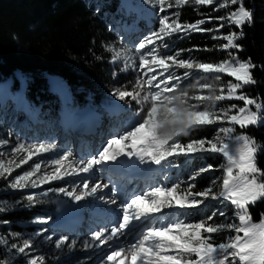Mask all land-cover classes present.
<instances>
[{
    "label": "snow or ice",
    "instance_id": "snow-or-ice-1",
    "mask_svg": "<svg viewBox=\"0 0 264 264\" xmlns=\"http://www.w3.org/2000/svg\"><path fill=\"white\" fill-rule=\"evenodd\" d=\"M145 2L158 6L162 13L186 5H215L214 10L217 11L236 7L224 16H208L194 23H181L179 11L161 16L158 29L145 36L132 50L133 55L126 56L124 60L121 71L131 68L138 73L131 88L121 86L112 91L117 100L129 107L133 103L137 105L131 118L125 122L124 131L107 140L89 158H76L71 150L58 152L55 143H27L17 139L14 145L9 146L8 140H0V149L9 148L8 151L0 150V157H5L0 159V179L8 180L14 171L28 165L27 170L8 181L10 189L23 191L85 174L81 183L70 189L52 188L29 194L24 199L28 202L26 206L32 207L42 202L41 197L55 192L76 205L88 198L115 205L113 213L116 218L111 221V227L92 231L90 237L83 241L85 249L108 246L110 250L99 264H264V216L260 223L253 222L249 208L264 199V171L257 164L261 146L243 131L237 132V126L243 130L264 123V100L241 91L245 86L256 83L253 74L256 65L250 58L241 60L229 51L243 50L237 41L244 36L243 27L252 25L253 12L245 7L243 0ZM213 20L221 23L215 28L202 27ZM231 25L240 31L218 34L220 29ZM192 32L210 33L211 39L226 41L217 47L227 52V58L219 62L181 58L184 51L193 49L162 53V49L170 47L167 41L174 34L181 33L183 38ZM106 50L111 53L113 63L120 61L122 54L126 55L123 49L112 46ZM180 69L184 70L182 74H178ZM197 73L203 75L197 76ZM221 73L234 80L222 83ZM204 80L209 82H202ZM185 81H188L186 85ZM224 100L242 101L243 106L230 104L220 107L219 103ZM213 125L218 127L211 139H190L187 143L179 139ZM46 153L57 154L50 161L38 159ZM216 153L224 157L219 169H215L221 171L222 176L212 179L200 191H193L195 181L203 173L213 171L212 165L192 172L188 181L177 179L171 185H149L139 193L121 192L113 183L110 198L101 195L104 189L109 188V183L91 179L92 174L105 165L130 167L127 162L131 161L148 165L149 169L154 165L163 170L177 166L176 162L181 157L189 163L195 158ZM49 168L50 171L47 170ZM108 179L112 183L110 176ZM163 179L168 180L169 177L164 175ZM206 201L230 202L234 206L233 216L229 218L223 211L213 210L211 215L196 222L189 221V216L200 213L201 206L209 207ZM60 203L68 206L64 201ZM12 206L7 201H0V214ZM217 216L225 219L217 222ZM49 220L41 218L35 222L47 224ZM8 223L7 220L0 221V224ZM44 231L47 229L27 238L10 233L15 241L12 243L0 235V245L7 246L9 253L15 256L26 257V264H46L43 255L32 254L36 247L35 237L43 235ZM45 239L53 242L52 236ZM76 243V240L69 241L67 235H61L54 241L57 251H62L65 246L71 250ZM0 264H13V261L0 260Z\"/></svg>",
    "mask_w": 264,
    "mask_h": 264
},
{
    "label": "trees",
    "instance_id": "trees-1",
    "mask_svg": "<svg viewBox=\"0 0 264 264\" xmlns=\"http://www.w3.org/2000/svg\"><path fill=\"white\" fill-rule=\"evenodd\" d=\"M243 2L253 12V23L243 27L244 36L237 41L243 50L229 51L234 52L241 60L250 58L256 65L253 69L256 83L245 86L241 91L252 98L264 100V0ZM215 7L186 5L179 9L173 7L171 10L173 13L180 12L181 23H194L208 16H224L236 6L218 11L214 10ZM123 16L119 0H0V82L9 80L15 91L20 90L24 101L38 105L41 121L47 120L49 116H56L60 106L58 96L48 88L50 82H55L69 95L71 103L66 107L68 112L88 104H101L114 88H131L136 76L130 69L121 71L123 66L118 61L113 63L111 53L106 50L108 46L117 45L114 21ZM219 23L221 22L213 20L202 27L215 28ZM230 31L239 32L240 29L235 25L225 26L218 34H228ZM182 35L174 34L169 43L179 50L193 49L184 53L193 54L196 60L219 62L227 58V52L217 47L226 41L213 40L210 33L192 32L181 38ZM205 48L212 50L203 51ZM220 76L222 83L234 80L226 73H221ZM222 102L223 107L230 104L243 106L242 101ZM131 106L135 108L134 103ZM1 128L2 126L0 132ZM240 131L253 137L261 146L257 164L264 171V123L243 130L237 126V132ZM215 134L216 129L210 126L179 139L182 143H187L190 139H211ZM5 138L3 134L0 135L1 140ZM223 161L224 157L219 153L206 154L189 163H185V158L181 157L176 162L177 166L169 169L173 171L175 181H185L201 166L212 165L213 171L195 181L196 188L193 191H200L214 178L217 173L215 169ZM4 181L0 179V184ZM59 186L61 185H54ZM25 196L27 195L23 192L9 187L1 195L5 200H12L9 204L13 205L9 211L0 214V221H9L8 224H0V235L7 237L9 243L15 242L10 233L31 232L37 218H52L57 210L50 196L41 197L42 202L32 207L26 206L28 202L24 199ZM207 204L209 207L204 208L202 213L200 211L199 214L189 216V221L196 222L210 215L213 210L224 208L217 202ZM249 208L253 222L260 223L264 216V199ZM216 221L219 222L217 219ZM7 249V246L0 245V260H5Z\"/></svg>",
    "mask_w": 264,
    "mask_h": 264
},
{
    "label": "rangeland",
    "instance_id": "rangeland-1",
    "mask_svg": "<svg viewBox=\"0 0 264 264\" xmlns=\"http://www.w3.org/2000/svg\"><path fill=\"white\" fill-rule=\"evenodd\" d=\"M131 1L136 6L134 8L136 13L133 16L135 19L133 20V23L123 22V21L119 22V20L117 21L115 20L114 21L115 23L113 26L114 36L117 38V45L114 48L123 49L124 53H126V55L122 54L121 60L118 61V63L121 64L122 66H124V60L126 56L133 55L132 50L135 48V46L141 40H143L145 36L150 35L153 31L158 29L159 27L158 21L160 17L165 14L171 15L173 13L171 9H168L167 12L162 13L159 11L158 6H154L149 3H146L145 0H131ZM141 2H143V5L136 4V3H141ZM137 7L140 8L139 13L143 14L144 15L143 17L137 15L138 13ZM121 11H122V15L126 17L125 9H122L121 7ZM130 14L132 13L127 14V16L130 17ZM137 16L141 18H138ZM124 25L129 27V29L126 32L123 31ZM177 34L181 35V33H177ZM171 38H169L167 41L170 47L168 49L161 50L163 54H173L174 52L179 50L169 43V40ZM189 57L193 58V54L191 53L185 54L184 52L182 53L181 58H189ZM130 62L131 61H129V63ZM130 70L137 77V74H138L137 71H134L131 68ZM183 71H184L183 69H180L178 74H182ZM196 75L199 76L203 74L197 73ZM202 82H209V81L204 80ZM187 83L188 81H185V85ZM48 86H49L48 88L52 91L54 90L55 83L50 82ZM183 86L184 85H182V87ZM112 91L113 90L108 92L109 97L103 99L104 102L102 101L103 102L102 104H99V105L88 104L85 106L86 107L85 109L82 107L84 109L82 110L83 114L84 112H86V114L85 116H81L79 118L80 120L78 119L77 116L76 118L74 117L72 118L73 122H75L78 119V122L74 126V127H78L81 121L83 120L86 121V118L88 115L87 111L97 114V115H93V118L96 116V118H94L95 123L93 127L95 128L96 123H98V126H96V129H95V132H93V134L86 132L81 136H76L68 132L67 130H64L62 134L61 132L58 133V131L61 130L60 127L62 126L58 122L61 121L62 116H65V115L72 116L71 115L73 114L72 112L63 110L62 107L60 106L59 109L55 113L56 116H53V118H50L51 116H49L47 120L41 121L37 116L38 113L40 114V109H39L40 107L38 108V105L24 101L22 97H20L21 95L20 90L15 91L12 88L10 89L8 86L5 92L0 96V126H2L0 135L3 134L4 137H6L5 139L9 141V146L14 145L17 139L23 140L27 143H38V142L49 143L50 142V143H55L58 146V152L71 150L74 153L76 158H89L90 156L95 155L102 148V146L106 144L107 140L119 135L121 132L124 131L125 122L131 118L132 113L137 109V105L135 103H134L135 108H132V106L129 107L125 103L122 105L123 101H118L116 97L112 95ZM12 94L14 96H12ZM5 101H7L6 105H3ZM63 101L61 100V102ZM222 103H223L222 101L219 103L220 107H223ZM94 108L96 111L101 110V112L96 113L94 111ZM120 109H123V110L121 111ZM78 110H79L78 108L74 110V113ZM123 112H126V114L123 115ZM118 113L119 115H116ZM43 114H45V112ZM107 115L108 116L111 115L113 117L116 115V117H114L113 119H109V117L106 118ZM50 119H51V122H49ZM57 124L60 129H56ZM90 124L91 123H89V125ZM213 127L216 129L218 126L213 125ZM69 129L71 130L72 127H70ZM54 130L56 133H54ZM87 131L89 130L87 129ZM114 131H116L114 134H111V135L107 134V133H111ZM51 132H53L54 134ZM76 137H83V138L78 143H76L74 146L71 140L72 139L75 140ZM68 139L70 140L67 141ZM0 150L8 151L9 148L5 147ZM56 154L57 153H46L42 157H39L38 159H40L41 161H50L51 159L55 158ZM0 159H5V157H0ZM127 163L129 165L133 164L131 161H128ZM135 165L138 166L140 164L136 163ZM140 166H141L140 167L141 169L139 171H141L142 173H147V176L145 177L146 178L145 181H141V182H144V185L143 187H141V190L138 191L137 193L145 190L146 187L149 185H154V184L171 185V183L175 182V175L173 174V171H171L169 168L161 170V169H157L156 166L154 165L151 166L150 169H149V166L148 167H145L143 165H140ZM206 166L207 165L201 166L200 168L206 167ZM42 167H45V165L42 164ZM27 168H28V165H25L23 166V168L17 169L16 171L13 172L12 177H8V180H5L3 183L0 184V201H7L8 203L12 202V200L11 201L5 200L4 197H1V195L8 188V181H10L15 175L23 172L24 170H27ZM47 170L50 171L51 169L49 168ZM208 173L209 172L203 173L201 176L208 174ZM164 175H167L169 179L164 180L163 179ZM221 176H222V172L217 171L213 179H218ZM83 178H85V174H81V176H77V177H67L64 180H60V181H54L51 184H45L41 188H37V189H26L23 191L14 190V191H20V192H23V194L29 195V194H36L42 191H48L49 189H52V188L65 187V188L70 189L75 184H80ZM91 179L93 182L109 183L110 187L107 189H104V192L101 193V195H105L106 198H109L111 196V188L113 186V183L117 182L116 180L111 179L112 183H110L108 179L103 177L102 169L100 168H98L94 172V174H92ZM185 181H188V179ZM210 182L211 180L208 182L207 186L210 184ZM56 184H60L61 186L54 187V185ZM133 185H135L134 187L136 186L139 187L138 184L133 183ZM124 186H125V189H124ZM124 186L121 184L119 191L121 192L128 191L127 187H130V185H124ZM183 186H186V185H183ZM134 187L131 188V191H133ZM49 196L52 197L53 203L57 205V212H56L55 217L53 219H50L47 224L36 223L35 221L37 219H41V218H37L33 222L34 228L31 232L20 233L21 238H27L28 236L34 233L47 229V231L43 232V235L35 237L36 247L32 254L33 255H43L46 258V264H99L104 254L110 250L108 246H104L99 249L97 248L85 249L83 247V241L90 237V234L92 231L98 230L101 227H105V226L111 227V221H113L116 218L113 213V207H110V205L109 207L101 206L99 205L100 200H94L92 198H88L86 202H81L85 210L82 209L80 211H77L76 214L72 215V217L74 218L76 215L83 214L81 215V219L77 221L74 219L75 220L74 222H68L61 215L60 211L63 206L61 205L60 202L64 201L65 204H68V205H76V204H72V202L69 201L68 198L65 197L63 194L49 192V195L47 197ZM212 202L216 203L217 201H206V203H212ZM217 203H220V202H217ZM225 203L227 202L221 203V207H224L223 209L219 208L217 210L219 211L224 210L226 217L231 218L233 216L234 206L231 205V203L229 202L226 205H224ZM165 211H170V210H165ZM203 211H204V207L201 206V213ZM61 217L63 219L59 224L64 226V223H68L69 228H73L75 226V231L69 232L70 229L66 230L64 228H59L60 226H58L56 223L59 220H61L59 219ZM216 219L220 222L221 220L225 219V217H222L220 219V217L217 216ZM61 235H67L69 237V241L76 240L77 241L76 246L72 248L71 250H69V248L65 246L62 251H57L55 249L54 241L58 239ZM47 236H52L53 242H47L45 239V237ZM6 259H11L13 261V264H26L27 258L24 257L23 255L15 256L14 253H9L7 249L5 260Z\"/></svg>",
    "mask_w": 264,
    "mask_h": 264
},
{
    "label": "bare ground",
    "instance_id": "bare-ground-1",
    "mask_svg": "<svg viewBox=\"0 0 264 264\" xmlns=\"http://www.w3.org/2000/svg\"><path fill=\"white\" fill-rule=\"evenodd\" d=\"M132 9L129 11V13H136V11H135V6H132L131 7ZM139 8L137 9V15H139V16H144L143 14H141V13H139ZM140 31V30H139ZM138 31V32H139ZM55 88H56V83H55V86H54ZM0 90H1V92L2 91H4V86L3 85H1L0 86ZM6 102L7 101H5L4 102V104L3 105H6ZM90 106V105H89ZM84 109L86 108V107H83ZM80 109V110H78V111H76V113H74V115L73 116H71L69 119H67V117L65 118V117H62L61 118V121L60 122H58V123H60V125H62L60 128H61V130L60 131H58V133H60L61 132V134H62V132L64 131V130H67L68 132H70V133H72V134H74V135H76V136H81V135H83L84 133H86V132H89V133H91V134H93V132H95V129H96V126H98V123H96V125H95V128L93 127L94 126V118H96V116L93 118V115H97V114H95V113H92V112H88L87 110V113H88V115H87V118H86V124H87V126H86V129L84 130V132L81 134V135H78V134H76V133H74V132H72L69 128L70 127H72V124H73V121H72V118L74 117V118H76V116L78 117V118H80L81 116H85V114H86V112H84V114H83V111L82 110H84V109ZM81 111V112H80ZM94 111L97 113V112H101V110H98V111H96L95 110V108H94ZM80 112V113H79ZM77 113H79V114H77ZM77 114V115H76ZM83 114V115H82ZM126 114V112H123V115H125ZM38 115H39V113H38ZM116 115H119V113L118 114H116ZM116 115L114 116V117H116ZM109 117V119H113L114 117L113 116H108L107 115V117L106 118H108ZM49 122H51V119H50V121ZM89 123H91L90 125H89ZM59 128V126H58V124H57V128L56 129H60ZM87 129L89 130V131H87ZM97 131V130H96ZM116 131H114V132H111V133H107V134H114ZM51 133H53V132H51ZM54 133H56L55 132V130H54ZM53 133V134H54ZM104 135H106V134H104ZM90 137H92V136H90ZM82 138L83 137H76L75 138V140L74 139H72L71 140V142L74 144V146H75V144L76 143H78L80 140H82ZM70 139H68L67 141H69ZM60 141H61V139H60ZM109 166H107V165H105L104 166V168L102 169V174H103V177L104 178H106V179H108V177H109V174L106 172V169L108 168ZM124 168H127V169H129V172H130V177H128V178H126V179H123V178H113V177H111V179H114V180H116L117 182L115 183V185L117 186V188H118V190L120 189V185L122 184L123 186L124 185H130V187H127L128 189V191H126V193H128V194H133V193H137L138 191H140L141 190V187H143V185H144V182H141V181H145V177L147 176V173H142L141 171L140 172H137V171H135V170H133L132 169V167L130 166V168L129 167H124ZM95 176V175H94ZM149 177V176H148ZM138 178V179H137ZM108 181H109V179H108ZM133 183H135V184H138L139 185V187H134L135 185H133ZM120 184V185H119ZM109 187H110V185H109ZM132 187H134V189H133V191H131V188ZM124 189H125V186H124ZM111 197V196H110ZM109 197V198H110ZM66 205H68V204H66ZM99 205H101V206H107V207H109V204H106L105 205V203L102 201V200H100L99 201ZM110 207H113V210H115L116 209V206L115 205H110ZM85 210L84 209V206L81 204V205H68L67 207H65V206H63L62 207V209H61V215L64 217V219H66L68 222H74L75 220L77 221V220H79L78 218H73L72 217V215H74V214H76L77 213V211H80V210ZM81 215H83V214H81ZM81 215H76V216H80V218H81ZM59 219H61V220H59L56 224L58 225V226H60L59 228H64V229H66V230H69V232L71 231V232H73V231H75V226L73 227V228H69L68 227V223H64V226H62V225H60L59 223L62 221V217L61 218H59ZM75 219V220H74ZM56 225V226H57Z\"/></svg>",
    "mask_w": 264,
    "mask_h": 264
}]
</instances>
